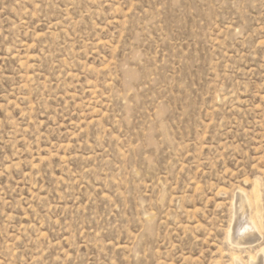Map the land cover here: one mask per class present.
<instances>
[{
  "label": "rangeland",
  "instance_id": "1",
  "mask_svg": "<svg viewBox=\"0 0 264 264\" xmlns=\"http://www.w3.org/2000/svg\"><path fill=\"white\" fill-rule=\"evenodd\" d=\"M232 253L264 264V0H0V264Z\"/></svg>",
  "mask_w": 264,
  "mask_h": 264
},
{
  "label": "bare ground",
  "instance_id": "2",
  "mask_svg": "<svg viewBox=\"0 0 264 264\" xmlns=\"http://www.w3.org/2000/svg\"><path fill=\"white\" fill-rule=\"evenodd\" d=\"M243 196H239V197L243 198ZM241 206H242L241 208H244V204H242ZM258 217L255 218L258 219ZM239 219L240 220L236 224V226L235 227L233 226L234 227L233 232L230 231L227 235L229 242L231 244H236L237 247H240L241 245L253 241V238H255L254 235L257 233V229H258L257 225L255 224L256 220L255 221L251 220V218H249L245 214V211L243 209H241ZM255 255L256 258L255 256H248V259L246 261H243L236 254L232 253L231 264H263V260L260 254H255Z\"/></svg>",
  "mask_w": 264,
  "mask_h": 264
}]
</instances>
